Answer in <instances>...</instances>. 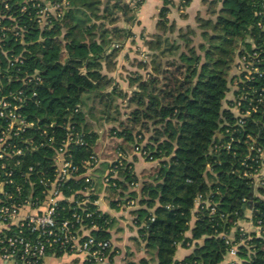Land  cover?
Segmentation results:
<instances>
[{"label":"trees","instance_id":"1","mask_svg":"<svg viewBox=\"0 0 264 264\" xmlns=\"http://www.w3.org/2000/svg\"><path fill=\"white\" fill-rule=\"evenodd\" d=\"M59 2L65 3L62 17L54 19L49 28H41L33 20L31 0H0V28L17 27L23 32L21 39L9 35L3 40L0 61L5 65L11 54L21 55L23 71L38 70L43 79L24 113L43 127L55 123L59 134L62 125L75 124L87 140V145L73 150L78 163L96 152L100 136L95 125L101 129L105 123L111 124L112 138L122 140L125 147L140 146L146 161L158 162L154 174L142 183L139 199L134 162L125 160L118 169L117 186H109L122 197L128 192L126 199L137 202L133 214L139 235L147 249L157 254L158 264H222L234 245L243 264H264V186L255 188L245 175L249 167L243 165L249 164L248 156L255 155L258 147L264 148V115H253L242 127L234 128L235 118L225 108L237 42L241 40L242 49L255 48L264 59V29L259 27L264 21V0L210 2L211 17L198 18L202 29L198 45L190 36L192 31L180 33V43L171 39L175 32L168 19L172 3L163 0L158 33L146 42L151 60L140 63L145 70L150 67V72L132 76L130 84L136 90L130 94L119 89L103 67L104 61L134 37L131 27L144 0L136 7L111 1L104 4L103 0ZM182 3L186 6L189 0ZM121 16L129 27L117 25ZM111 44L119 47L108 52ZM252 84L264 85V80ZM227 128L231 133H226ZM52 130L44 137L38 131L26 136L34 134L43 141ZM117 148L127 153L123 146ZM53 155L54 148L40 147L29 152L27 162L50 167ZM87 185L84 178L67 183L75 190ZM67 186L64 192L70 194ZM41 191L36 186L34 192ZM95 192L87 204L92 215L84 222L98 227L91 231L96 238L111 239L113 219L94 204L98 200ZM199 195L216 207L215 214L206 204L194 212ZM118 203L126 201L119 199L112 207ZM74 206L61 204L60 217H70ZM247 210L254 224L260 225V235H242L237 229ZM189 230L191 237L187 238ZM192 241L202 244L177 261L178 245L188 247ZM114 256L112 252L110 259ZM139 264L149 261L143 259Z\"/></svg>","mask_w":264,"mask_h":264},{"label":"built area","instance_id":"2","mask_svg":"<svg viewBox=\"0 0 264 264\" xmlns=\"http://www.w3.org/2000/svg\"><path fill=\"white\" fill-rule=\"evenodd\" d=\"M139 1L131 0V7H136ZM31 2L35 9L33 20L41 28H49L54 19L63 15L65 3L59 0ZM26 10L27 6H23L22 11ZM259 27L264 29V21L259 23ZM9 35L18 40L23 32L17 27H1L0 49ZM114 47L118 48L119 45ZM24 64L23 57L16 54H11L5 65L0 61V261L42 264L49 254L57 255L60 252L62 255L83 256L85 264H114V260L110 259L112 240L96 238L91 231L98 227H89L84 222L92 215L87 204L96 187L94 172L102 162L101 155L95 152L81 163L76 162L73 150L87 145V140L75 124L62 125L63 132L59 134L55 123L49 128L43 127L24 113L23 109L30 98L37 95L35 87L43 82L38 70L23 71ZM260 80H264V59L261 54L255 48L252 51L241 49L230 74L225 101V108L235 118L232 127H242L253 115H264V85L252 84ZM50 128L55 130L47 140H37L34 134L26 136L32 131H38L40 137L48 136ZM226 133H231L230 128L226 129ZM248 138L254 140L251 135ZM46 146L54 148L50 167L42 166L39 161L27 162L30 151ZM217 151L218 146H215L213 152ZM134 153L142 158L146 154L140 146L134 148ZM125 160H129V157L118 152L109 162L110 167L103 177L104 185L117 186L118 169ZM248 160L249 164L243 162L249 167L245 175L252 180L255 188L264 186V148L258 147L255 155L248 156ZM81 178L88 184L84 189L75 190L67 186L69 181ZM36 186L42 188L40 194L34 192ZM66 186L70 194L64 192ZM79 195L84 198L78 199ZM123 201L126 203L118 205L125 209L137 207L135 200L125 198ZM64 202L75 205L67 218H61L59 213V207ZM94 204L99 207L98 200ZM202 204L211 207V214L216 213V207L211 206L209 200H202V195L195 201V211ZM79 209L83 214L78 212ZM250 215L247 219L255 226L254 232L260 235L261 227L254 224L251 210ZM221 217L224 215L221 214ZM238 228L242 235L248 234L240 221ZM237 248L234 245L229 250L228 256L233 258L230 264H243L237 256Z\"/></svg>","mask_w":264,"mask_h":264},{"label":"crops","instance_id":"3","mask_svg":"<svg viewBox=\"0 0 264 264\" xmlns=\"http://www.w3.org/2000/svg\"><path fill=\"white\" fill-rule=\"evenodd\" d=\"M108 1L119 3L121 5H128L131 2V0H103V3L105 4ZM170 1L172 4L170 5L168 19L170 24L175 26V32L171 34V39L180 43V33H188L189 31H192L193 34L190 36L194 39V44H199L202 41V29L199 27L198 18L211 17L209 4L210 2L217 0H189V3L186 6H182V0ZM162 6L163 0H144L136 13V22L131 27L134 37L127 40L114 57L104 61L103 73L111 78L114 84L127 94L136 90V86L130 84L133 75L140 74L146 76L148 72H150V67L149 70H145L140 63L144 64L146 61L149 62L151 60L149 56L150 51L147 48L146 42L158 33V15ZM117 25L122 28L129 27L123 16L120 17ZM115 45L116 44H111L108 52L117 49L114 47ZM139 52H143V54H140ZM145 57H147L146 60L144 59ZM119 103L121 104L122 102L119 101ZM108 125L109 124L105 123L101 129L95 125L100 136L97 145L103 142L102 133L105 134L111 127V125ZM112 142L116 143V148L114 153L110 154L111 156L108 158L103 159V152L96 151L101 155L102 162L96 168L94 178L96 182L95 194L98 196L99 209L110 215L113 219L110 233L113 244L112 252L115 253L114 264H139L143 259L148 260L149 264H158L157 254L151 253L147 249L146 243L139 235L140 227L136 223V215L133 214L136 207L125 209L118 204L116 205L117 208L112 207V202H117L119 199L124 200L128 192L122 197L119 194H115L110 187L103 183V177L110 167L109 162L113 160L119 152L117 151L118 146H123L127 150L126 154L129 157V161L134 162L135 175L139 180V184L136 188L138 199L140 198L142 183L147 181L154 174L158 162L146 161L144 158L136 155L134 149L129 148L128 146L125 147L122 140L110 136V140L106 143L110 144ZM107 144H104L103 148H106ZM247 212L250 213V210H247ZM194 222L195 217H193L190 223L191 227ZM185 236L190 238L191 231L189 230ZM196 244H202V241H192L188 247H183L182 244H179L175 259L181 261L189 256L196 247ZM232 259L231 256H227L222 264H230ZM0 264L14 263L0 261ZM42 264H85V259L83 256L76 255L57 256L49 254Z\"/></svg>","mask_w":264,"mask_h":264},{"label":"rangeland","instance_id":"4","mask_svg":"<svg viewBox=\"0 0 264 264\" xmlns=\"http://www.w3.org/2000/svg\"><path fill=\"white\" fill-rule=\"evenodd\" d=\"M200 38V37H199ZM201 39V38H200ZM198 45V44H197ZM241 40L237 42V46L235 47V50H234V62H235V59H236V56L238 54L239 51H241ZM140 54H143V52H139ZM93 102H90L89 105H92ZM123 112L126 110V109H123V107H121ZM111 125V124H110ZM109 126V125H108ZM109 128V127H107ZM101 132V131H100ZM102 138H103V142L102 143H99L98 147L96 148V151L97 152H103L102 154L104 155L103 156V159H106L108 158L109 156H111L110 154L114 153L115 151V148H116V143L115 142H112V143H106L107 141L110 140V136H109V132L106 131L105 134L102 133ZM104 144H107V147L106 148H103V145ZM246 218L244 220H241L240 221V224L247 230V233L248 234H251V233H254V230H255V226L252 225V222L247 219V216H251L249 212H246Z\"/></svg>","mask_w":264,"mask_h":264}]
</instances>
